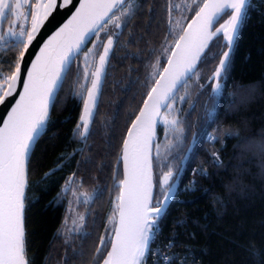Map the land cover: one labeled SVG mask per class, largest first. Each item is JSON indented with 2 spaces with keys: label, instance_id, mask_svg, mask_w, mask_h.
<instances>
[{
  "label": "snow or ice",
  "instance_id": "obj_1",
  "mask_svg": "<svg viewBox=\"0 0 264 264\" xmlns=\"http://www.w3.org/2000/svg\"><path fill=\"white\" fill-rule=\"evenodd\" d=\"M71 3L72 0H62L61 6ZM77 4L78 7L72 6L70 18L59 21L49 36L37 39L44 22L58 7V0H0V105L4 107L0 115V264H35L28 256L25 228L26 203L32 202L28 196L33 187L29 183L31 161L41 140L49 135V109L55 108L58 92L75 73L79 87L75 96L82 103V111L73 137L87 145L95 134L94 117L110 76L114 45L132 19L143 11L137 0H77ZM164 7L168 35L159 51L150 53L155 63L150 64L145 99L139 114L130 121L122 143L123 178L117 177L118 195L109 218L113 225L111 235L99 238L93 264H147L149 256L156 258L153 264H199L187 246L183 252L174 251L179 247L176 233L163 247H153L163 234L162 224L180 176V165L174 168L169 163L154 179L152 153L154 147L159 152V144L154 145L153 141L157 127L162 126L165 136L172 134L176 138L175 144L169 141L170 148L183 144V109L178 105L188 102L190 81L195 80L201 94L208 88L213 109L205 106V111L209 115L215 111L230 78L232 52L248 20L250 6L249 0H191L184 11L191 12L194 18L179 31V21L174 17V12L180 11L179 4L165 0ZM101 33L105 35L101 37ZM9 52L13 55L5 60L4 55ZM213 64L215 68L200 83L204 69ZM81 79L83 84L79 83ZM181 91L185 94L180 95ZM11 96L16 99L5 103ZM189 108L190 115L195 105ZM50 138L55 139V134ZM209 140L219 142V137L209 136ZM66 158L45 172L37 184L46 182L62 168ZM182 159L173 156L174 161ZM213 162L220 166L218 153H213ZM199 174L207 175L204 169ZM81 187L73 173L65 180L57 199L71 194L77 202L83 198V203H89L93 196L78 193ZM194 189L193 180L186 190ZM84 218L79 215L81 222ZM184 225V221H178L175 226ZM77 257L82 260L83 251L65 259L64 264H72ZM46 260L51 264V251Z\"/></svg>",
  "mask_w": 264,
  "mask_h": 264
},
{
  "label": "trees",
  "instance_id": "obj_2",
  "mask_svg": "<svg viewBox=\"0 0 264 264\" xmlns=\"http://www.w3.org/2000/svg\"><path fill=\"white\" fill-rule=\"evenodd\" d=\"M137 3L143 5V11L132 19L113 48L110 76L102 88L94 117L95 134L87 145L73 137L82 111V103L75 96L79 87L74 73L58 92L49 135L41 140L32 156L29 183L33 187L28 193L32 202L26 203L25 228L28 256L35 264H48L46 257L50 251L51 264H64L65 259L81 251L83 259L77 257L72 264H93L99 238L111 235L113 225L109 218L121 179L120 169L114 178L115 164L130 121L145 99L150 64L155 63L150 53L159 51L169 28L165 0ZM174 3L180 6L174 17L180 27H185L193 16L184 11L191 0ZM257 6V10L250 7L248 20L242 26L238 45L232 52L230 78L212 115L205 111V106L213 109L208 88L201 94L193 80L187 89L188 102L178 105L183 109V144L170 148L169 141L175 144V136H165L162 126L157 132L155 145L159 144V152L154 147V179L169 163L174 168L176 164L181 167L193 145L178 185L188 187L194 180L195 189L177 191L167 209L160 240L168 242L176 233V249L183 252L187 246L199 264H264V0ZM104 35L101 33V37ZM12 55L6 53L4 59L9 60ZM214 68L215 64L204 69L200 83ZM184 94L181 91L180 95ZM192 104L195 111L189 115ZM53 133L55 139L50 138ZM209 136H218L219 142H210ZM212 153L219 154L220 166L213 162ZM173 156L183 159L174 161ZM62 157H67L62 168L46 182L37 184L45 172L56 168ZM193 168L197 174L191 176ZM200 169L207 175L199 174ZM73 173L82 185L78 193L93 196L89 203H83L81 198L75 207L85 217L79 232L68 231L66 226L68 205L76 198L69 194L66 199H57L65 180ZM178 221L185 225L176 227Z\"/></svg>",
  "mask_w": 264,
  "mask_h": 264
},
{
  "label": "water",
  "instance_id": "obj_3",
  "mask_svg": "<svg viewBox=\"0 0 264 264\" xmlns=\"http://www.w3.org/2000/svg\"><path fill=\"white\" fill-rule=\"evenodd\" d=\"M61 5H62V0H58V7L53 10L52 15L49 17L48 21L44 22V25L41 27L40 34L38 35L37 39H40L41 36H44V37L49 36L53 32V29L56 27V25L59 23V21H61V20H65L66 21L67 18H70V12L72 10V6L76 5L78 7L77 0H72V3L69 4L67 7H63ZM53 18H55V19H53ZM192 18H194V17L192 16L187 24L191 23ZM29 51L31 52V51H33V49L30 48ZM26 59H27V57H26ZM164 66H167V65L165 64ZM17 91H20V89L18 88ZM15 99H16L15 96L8 97L6 99V101H5V103H7L8 100H15ZM98 101H99V99H98ZM141 107H142V105H141ZM51 112H52V108L49 109V116H51ZM3 113H4V107H3V105H0V115H3ZM138 114H139V111H138L137 115ZM129 127H130V125H129ZM158 128H159V126L156 129V136H155L154 141H153L154 145H155L156 139H157ZM125 138H126V135H125ZM192 150H193V145H191L189 147V149H188V151H187V153L185 155V158H184V160H183V162L181 164L180 176L177 179V186H178L180 177H181V175H182V173H183V171L185 169V166H186V164H187V162L189 160V156H190ZM121 151H122V147H121ZM120 156H121V154H120ZM120 156L118 157V159L116 161V164H115L114 178H116V176L118 174V171L120 169V171H121V179H122L123 178V165H122V161H120ZM153 156H154V148H153L152 158H153ZM153 172H154V166H153ZM171 202L172 201L169 202V205H170ZM117 219H118V217H117Z\"/></svg>",
  "mask_w": 264,
  "mask_h": 264
},
{
  "label": "rangeland",
  "instance_id": "obj_4",
  "mask_svg": "<svg viewBox=\"0 0 264 264\" xmlns=\"http://www.w3.org/2000/svg\"><path fill=\"white\" fill-rule=\"evenodd\" d=\"M178 27H180V24L178 25ZM76 205H77V201L73 200V201H70V204L68 205V208H67L68 210H67V217H66V226L68 227V231L79 232L82 228L81 224L83 225V222L79 220V215H83V214H79L76 212L75 210ZM114 207H115V203L112 204V209Z\"/></svg>",
  "mask_w": 264,
  "mask_h": 264
},
{
  "label": "built area",
  "instance_id": "obj_5",
  "mask_svg": "<svg viewBox=\"0 0 264 264\" xmlns=\"http://www.w3.org/2000/svg\"><path fill=\"white\" fill-rule=\"evenodd\" d=\"M260 0H249V6L252 8V9H254V10H257V3L259 2ZM208 139H209V137H208ZM210 141V140H209ZM211 157H212V160H213V153H212V155H211ZM194 172L196 173L197 172V169L196 168H193L192 170H191V172H190V175L191 176H193L194 175ZM186 188H187V186L186 185H181L180 187H179V185L177 186V191L178 192H185V190H186ZM177 193V192H176ZM176 195V194H175ZM167 244V241H162V240H158L157 241V244H155V245H153V247L155 248V247H157V246H160V247H163L164 245H166ZM174 251H179V250H177V249H174ZM180 252V251H179ZM156 258L155 257H152V256H149L148 257V261H147V264H153V260H155Z\"/></svg>",
  "mask_w": 264,
  "mask_h": 264
}]
</instances>
